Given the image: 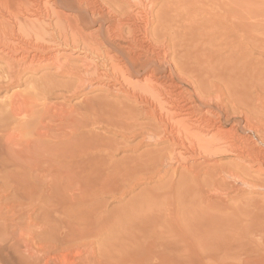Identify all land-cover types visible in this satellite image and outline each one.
<instances>
[{
    "label": "bare ground",
    "instance_id": "6f19581e",
    "mask_svg": "<svg viewBox=\"0 0 264 264\" xmlns=\"http://www.w3.org/2000/svg\"><path fill=\"white\" fill-rule=\"evenodd\" d=\"M231 4L0 0V89L14 88L0 99V178L16 184L12 202L0 196V264H171L163 224L156 233L148 221H113L90 202L91 151L116 145L89 141L91 124L168 139L169 160L233 153L229 179L257 184L246 170L264 173V67L252 57L264 52V19ZM63 50L84 53L82 63ZM88 82L103 101L81 111L49 100Z\"/></svg>",
    "mask_w": 264,
    "mask_h": 264
},
{
    "label": "rangeland",
    "instance_id": "374dc122",
    "mask_svg": "<svg viewBox=\"0 0 264 264\" xmlns=\"http://www.w3.org/2000/svg\"><path fill=\"white\" fill-rule=\"evenodd\" d=\"M220 1L229 4L232 2L229 6L232 8L236 6L239 8V4L244 2L246 7L243 13L249 19L252 17L251 21L261 16L264 19V0ZM68 51L63 50L67 53ZM81 54L84 53H68L62 56V59H67L68 63L71 60L70 64L79 65L82 63ZM252 54L253 59L263 63L261 65L264 67V52L254 50ZM138 79L140 78H134V82ZM92 83L88 82L87 86L81 89H84L83 92L80 90L79 95L68 100L67 97L60 95H53L49 100L56 104L62 101L67 107L77 106L82 111L87 106L84 104L86 99L90 104L91 102L97 104L98 99L103 97L102 93L106 92L99 83ZM24 88V85L18 87L20 90ZM12 89H0V99H6ZM110 94L109 98H113L112 100H126L124 95ZM94 95L100 98L96 97V100ZM62 103L57 106H64ZM128 103L136 106L130 100ZM140 117L141 121L146 120L143 114ZM15 135L17 138L23 137L18 131ZM87 135L91 142L116 143L110 150L102 147L101 150L91 151L90 160L93 162L89 160L91 168L87 167L90 168L88 186H92L90 193L96 188L99 194L96 197L91 195L90 202L100 204L108 217L114 219L113 221H136L135 223L143 227L148 221L149 225L150 222L153 223L150 226L152 232L164 226L166 239L168 238L166 255L171 264H264V186H262L264 173L250 167L247 172L245 171L248 179L256 181L260 179L258 181L263 182L257 185L260 184L257 181V184L252 186L240 179H229L228 167H236L239 160L233 153L222 152L169 160L162 157L166 155L168 146L171 145V141L165 138H146L142 134L126 138L122 132L105 124H91L88 126ZM149 157L151 160H147ZM92 163L97 164V170ZM212 171L214 173H211ZM15 191L14 180L9 177L0 178L2 204L12 202Z\"/></svg>",
    "mask_w": 264,
    "mask_h": 264
}]
</instances>
